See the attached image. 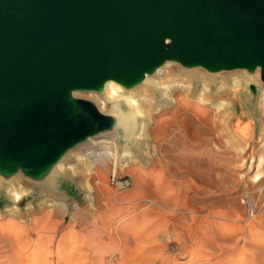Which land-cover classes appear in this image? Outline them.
<instances>
[{"label":"water","instance_id":"1","mask_svg":"<svg viewBox=\"0 0 264 264\" xmlns=\"http://www.w3.org/2000/svg\"><path fill=\"white\" fill-rule=\"evenodd\" d=\"M177 75L245 80L226 89L245 95L234 130L263 134L264 0H0V209L13 187L21 207L79 194L65 164L129 145L109 86L151 93Z\"/></svg>","mask_w":264,"mask_h":264},{"label":"rangeland","instance_id":"2","mask_svg":"<svg viewBox=\"0 0 264 264\" xmlns=\"http://www.w3.org/2000/svg\"><path fill=\"white\" fill-rule=\"evenodd\" d=\"M212 89L232 106L218 112L182 89L153 102L149 158L78 170L68 207L3 209L0 264H264V133L236 134L245 95Z\"/></svg>","mask_w":264,"mask_h":264},{"label":"bare ground","instance_id":"3","mask_svg":"<svg viewBox=\"0 0 264 264\" xmlns=\"http://www.w3.org/2000/svg\"><path fill=\"white\" fill-rule=\"evenodd\" d=\"M201 83L202 85H199ZM245 84V80L236 78L230 83L225 82L222 85H219L218 92H224L227 88L233 89L239 86H244ZM212 88V83L204 79H197V77L193 75L164 77L158 81L156 84V90L151 93H148L149 91L127 93L121 87L111 84L109 86V95L107 98L108 101L124 100L129 107L130 123L127 133L129 145L124 148L123 152H120L119 150L109 146H104L100 149L88 150L76 155L74 161L65 164V170L71 173L73 176H78V170L86 171L88 174H92L97 165H103L107 168L109 167L110 160L114 161V168H118L120 166L121 169H125L130 165L141 163V157H139L140 154L146 155L148 158L151 155L150 119L152 110L156 109L153 102L158 103L159 105H169L175 100V91L182 89L186 91L187 94L196 90L198 92L196 100L198 99V101L203 105L211 106L218 112H221L222 110L232 106V102L224 98L218 97L213 100L211 98V94L213 92ZM158 93L160 94L158 95ZM234 132L236 134H247V129L237 125ZM263 161L262 154L259 162V170L255 175V179L257 180H260L263 177ZM84 184L89 186V190L85 188ZM81 187L83 190H86V198L88 200L91 199L92 207H94V198L92 195V187H90L89 178L86 180V183L81 184ZM27 194L28 192L26 190L13 187L10 190L11 204L8 205L6 210L15 213L21 212L22 207L20 206V202ZM44 204H50L51 206L56 205L62 209L68 207L66 200L52 196L45 197L40 201L41 206ZM35 207L36 204L31 202L26 208L32 211ZM78 207L81 206L79 203H76V208ZM2 216L3 209H0V218H2ZM74 217L76 218L77 216L75 215Z\"/></svg>","mask_w":264,"mask_h":264}]
</instances>
